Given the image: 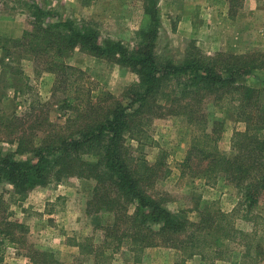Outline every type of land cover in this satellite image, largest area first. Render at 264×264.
<instances>
[{
    "label": "trees",
    "instance_id": "1",
    "mask_svg": "<svg viewBox=\"0 0 264 264\" xmlns=\"http://www.w3.org/2000/svg\"><path fill=\"white\" fill-rule=\"evenodd\" d=\"M146 13L150 27L142 36L153 40L157 11L153 6ZM44 15L36 9L31 31L0 40L5 56L17 52V57L33 62L36 75H54L52 97L60 95L58 106L64 119L54 123L48 110L35 113L38 106L46 109L49 102L34 100L19 116L0 121L16 144L13 152L0 155V177L12 185L13 195L23 199L36 186L59 183L66 177L95 180L86 211L108 212L112 221L99 226L104 233L100 243H87L90 237H85L76 244L80 256H106L123 243L134 254L165 245L179 249L186 258L200 256L202 264H216L231 256L229 243H234L243 248L242 264H264V235L238 230L231 213L207 208L198 214V220H191L184 211L168 210L164 200L154 196V186L170 170L163 155L151 162L144 153L152 141L149 129L154 119H181L194 128L181 175L202 179L209 186L221 179L248 206L264 199V97L260 89L237 84L238 77L250 75L259 64L239 56L192 53L179 63L162 61L150 50L149 42L146 49L144 45L128 49L119 40L99 39L91 25L75 26L70 20L43 24ZM77 47L129 68L137 79L119 96L95 94L98 84L87 69L65 61ZM25 80L18 66H2L0 101L6 89H30ZM206 98L212 99L219 112L244 126L232 134L231 156L219 149L224 121L208 115L203 107ZM131 141L136 142L135 148ZM25 153L32 158L14 159ZM6 225L5 238H21L23 224L7 221ZM35 253L41 264H61L51 252ZM71 264H81L78 256Z\"/></svg>",
    "mask_w": 264,
    "mask_h": 264
},
{
    "label": "rangeland",
    "instance_id": "2",
    "mask_svg": "<svg viewBox=\"0 0 264 264\" xmlns=\"http://www.w3.org/2000/svg\"><path fill=\"white\" fill-rule=\"evenodd\" d=\"M153 6L157 11V32L154 39L149 40L142 33L150 27L146 11ZM36 9L45 12L43 24L70 20L75 26L91 25L98 31L99 39L119 40L128 49H142V45L146 49L149 42L150 50L162 61L179 63L189 53L254 59L259 67L250 75L238 77L237 84L260 89L264 97V0H0V40L31 31ZM65 61L87 69L90 78L98 84L94 91L98 95L110 92L119 96L137 79L129 68L78 47ZM6 64L21 69L30 89H6L0 101V121L4 122V117L13 114L19 116L31 102L38 100L49 105L46 109L38 106L35 113L40 109L48 110L51 122H62L63 111L58 106L60 95L52 97L54 75L48 72L36 75L31 60L17 57V52L5 56L0 49V74ZM203 107L209 116L212 114L224 121L218 146L225 155L231 156L232 134L242 130L243 124L219 112L212 99L206 98ZM193 131V126L175 117L153 120L149 129L152 141L144 147L145 156L153 162L163 155L170 170L166 178L155 183L154 196L162 198L168 210L184 211L191 220H198V214L207 208L219 209L232 214L233 225L238 230L264 235V199L248 206L237 190L221 179L209 186L202 179L181 175V162ZM11 139L0 125V155L16 149ZM130 145L135 148L137 144L131 141ZM29 158H32L31 153L14 156L15 160ZM94 186L92 178L66 177L59 183L52 181L36 186L25 198L18 199L13 195L12 185L0 177V264H41L36 251L53 253L61 264H71L76 256L81 264H202L200 256L186 258L179 249L165 245L148 247L134 254L128 244L123 243L119 250L106 256H80L76 244L85 237H90L87 243H100L104 233L99 226L112 221L108 212L86 211ZM7 221L24 225L20 239L10 241L4 237ZM229 247L231 256L217 260L216 264H242L243 248L234 243H229Z\"/></svg>",
    "mask_w": 264,
    "mask_h": 264
}]
</instances>
